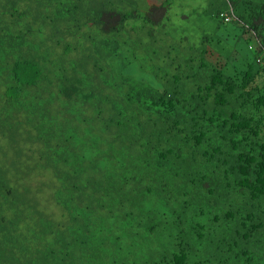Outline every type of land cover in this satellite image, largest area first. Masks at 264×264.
Wrapping results in <instances>:
<instances>
[{"label": "trees", "instance_id": "1", "mask_svg": "<svg viewBox=\"0 0 264 264\" xmlns=\"http://www.w3.org/2000/svg\"><path fill=\"white\" fill-rule=\"evenodd\" d=\"M116 2L77 0L90 26L57 44L68 68L30 35L29 2L0 0L19 28L0 29V134L21 138L0 155V264H264L262 66L212 75L186 47L122 66ZM252 7L264 34V0ZM157 227L163 248L145 230Z\"/></svg>", "mask_w": 264, "mask_h": 264}, {"label": "clouds", "instance_id": "2", "mask_svg": "<svg viewBox=\"0 0 264 264\" xmlns=\"http://www.w3.org/2000/svg\"><path fill=\"white\" fill-rule=\"evenodd\" d=\"M29 3L28 16L25 20V25L30 28V35L37 40V46L44 50L50 51L46 54L49 59H58L66 61L68 68L70 64L67 58L62 57L59 52L62 51L61 47L57 44H63L64 38L74 39L77 38L84 28H88L87 20L89 19L83 8L79 7L77 0H27ZM177 1V0H176ZM175 1V2H176ZM257 0H205L202 15L206 20H214V32L203 34L199 39L200 41L190 49L193 59V65L198 66L205 59L214 64L210 73L213 75L215 70L227 69L224 65L227 63L231 67L236 60L240 58L249 59L251 62L259 64L263 68L262 75L259 76L255 84H262L264 81V34L257 29L262 23L259 17L255 21V26L252 25L248 18L247 13L253 11V4ZM173 5L169 0H117L115 5L116 13L128 14L127 18L123 21V34L124 37L119 41L124 54L118 55V62L122 66L126 64L127 59L131 54L138 52L141 53L151 49L159 51H170L173 43L176 42L173 38L177 33L173 30L165 31L164 26L166 21L170 18V6ZM60 10L57 17L56 10ZM188 9V8H186ZM19 13L26 10V7L17 9ZM180 19L185 20L190 14L187 12L185 15H177ZM118 16L117 19H121ZM7 22L4 28H0L3 33L1 36H16L19 28L12 22V18L5 16L0 19V23ZM150 25V27H148ZM138 39V40H137ZM186 38H179V48L183 51L186 47L184 45ZM44 42V43H42ZM140 42L142 44H140ZM187 48V47H186ZM224 50H229V55L225 54ZM36 52V50H35ZM37 53V52H36ZM38 54V53H37ZM35 57V56H34ZM36 58L39 59V56ZM41 59V58H40ZM3 62L0 60V68L3 67ZM151 64V62H149ZM5 75L3 80H9V71L11 66L3 67ZM4 86V85H3ZM0 88V94H1ZM34 88H26L25 94L28 96L34 91ZM25 100V99H24ZM3 103V98L0 97V106ZM19 135L6 134L2 137L0 134V155L2 151H8L11 157L14 152L20 149ZM17 143H14L17 141ZM34 142V141H33ZM26 154H33L32 158L37 159L38 153L36 150L39 145L31 142L32 149L36 152L29 153L25 145H23ZM11 151V152H10ZM22 159V157H21ZM24 159H27L24 156ZM23 160L18 163L19 166L23 165ZM31 187L35 188V183L32 182ZM43 193V191H42ZM41 193V194H42ZM56 208V206H55ZM59 211V210H58ZM53 217L52 214L48 213ZM149 234L151 243L156 248H163L167 243L169 236L163 235L159 231L160 228L146 229ZM166 230H172L171 227Z\"/></svg>", "mask_w": 264, "mask_h": 264}, {"label": "rangeland", "instance_id": "3", "mask_svg": "<svg viewBox=\"0 0 264 264\" xmlns=\"http://www.w3.org/2000/svg\"><path fill=\"white\" fill-rule=\"evenodd\" d=\"M173 2L170 6V18L166 21L164 29L165 31L173 30L177 35L173 43V55L180 56L181 50L177 48L179 46V38H186L184 45L187 47L186 51L190 50L188 47H192L200 41V37L203 34L214 32V26L216 22L214 20H206L202 15L203 6L205 0H169ZM176 1V2H175ZM188 8V9H186ZM189 13L190 16L185 20L180 19L177 15H185ZM150 27V25H148ZM175 56V57H176ZM190 63V61H189ZM150 65L151 68L156 67ZM45 191L48 192L47 189ZM48 194V193H45ZM48 213L53 216H59V211L52 204L47 202Z\"/></svg>", "mask_w": 264, "mask_h": 264}]
</instances>
